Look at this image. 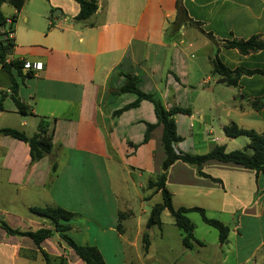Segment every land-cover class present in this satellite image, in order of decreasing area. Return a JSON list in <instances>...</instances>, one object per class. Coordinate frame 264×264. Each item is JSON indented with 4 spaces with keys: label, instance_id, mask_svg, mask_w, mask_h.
<instances>
[{
    "label": "crops",
    "instance_id": "crops-1",
    "mask_svg": "<svg viewBox=\"0 0 264 264\" xmlns=\"http://www.w3.org/2000/svg\"><path fill=\"white\" fill-rule=\"evenodd\" d=\"M177 1L185 13L174 23ZM78 8L76 0H25L18 10L1 5L5 16L14 17L13 46L5 60L38 61L41 67L29 69V74L21 68L24 75H14L17 94L31 112H17L6 94L0 127L31 134L39 115L54 117L52 143L58 156L50 177L48 155L30 162L24 141L0 133V202L18 203L26 210L44 204L70 210L75 215L67 220V234L76 243L95 245L105 264H134L147 258L149 235L147 250L141 253L137 238L145 220L119 206L110 174L121 175L124 169L156 174L164 153L160 124L140 142L145 122L156 120L150 101L142 99L112 114L135 98L133 92H113L124 81L121 72L135 74L137 87L158 93L165 108L189 109L172 114L178 149L200 153L214 144L233 147L227 142L236 136L215 135L209 127L214 110L225 115L219 127L233 121L264 136V104L253 108L249 103L264 95V74L243 73L235 85H226L211 72L210 62L215 55L228 68L264 70V0H96L94 12L77 20ZM252 34L263 39L262 48L241 53L223 44L224 39ZM9 86V75L0 65V91L8 92ZM200 170L207 176L179 159L168 166L165 186L172 205L229 215L230 222L218 218L228 226L225 240L220 242L217 235L218 247L229 254H214L213 264H261L264 175L217 159L205 160ZM176 192L200 202L174 203ZM122 211L127 214L119 218ZM0 219L11 228L32 230L13 208H0ZM159 235L162 239L161 231ZM178 237L181 264H198L199 256L191 250L201 248L202 241L184 247L180 233ZM42 251L48 264H84L55 233L35 246L28 236L0 227V264H45ZM159 256L166 264H176L177 257Z\"/></svg>",
    "mask_w": 264,
    "mask_h": 264
},
{
    "label": "trees",
    "instance_id": "trees-1",
    "mask_svg": "<svg viewBox=\"0 0 264 264\" xmlns=\"http://www.w3.org/2000/svg\"><path fill=\"white\" fill-rule=\"evenodd\" d=\"M78 3V11L74 15V18L84 19L92 14L96 8V0H76ZM25 0H0V65L8 73L10 78L9 91H0V110L2 107V98L8 94L12 99L17 112L21 114L30 113V106L23 102L17 94V82L14 79V75H24L29 74V69H25L26 72L23 74L21 72L22 64L24 60L22 59H7L6 56L10 53L13 41L12 37L3 39L1 37L2 29H12V22L14 17L10 18V23L5 22V16L1 10L2 3H7L18 10ZM176 14L178 17L174 20V23L179 22V15L185 13L184 8L177 1L175 4ZM208 36H212L207 32ZM223 44L228 47H235L241 53H247L249 51H254L262 48L263 39L258 34H252L249 37L224 39ZM211 62V72L218 75V80L226 85H235L240 74L261 72L264 74V70L261 69H247L242 66H235L233 68H228L223 65L221 61L213 55L210 59ZM124 76L123 83L113 90L114 93H121L125 91L135 93V98L127 103H124L119 108L115 109L112 114H117L122 110L138 105L139 101L146 99L151 102L153 113L155 115V122H145V129L142 134L140 142L147 140L149 132L156 125H161L160 132V144L164 153V157L160 163L159 171L154 175L153 178L147 179L146 185L148 188L152 187L154 192L159 191L161 194V201L154 202L148 211L147 217L144 222L145 230L142 232L143 241V251L145 252L148 247V234L146 228L151 225H156L160 227V213L165 208L172 218L173 224L180 230L181 243L184 247H190L192 242L199 243L200 241L196 239L193 235L194 225L187 217L186 213L188 211H197L203 220V222L213 226L217 230L218 239L220 242L224 241L228 232V226L221 222L219 219L212 218L206 215L204 209L200 206H173L171 203V193L165 186L166 171L168 166L176 159L183 162L193 164L196 167L198 174L205 175L200 170V165L202 162L208 159H217L221 161H230L234 163L241 164L244 167L253 169L256 173H262L264 175V136L251 128H243L237 126L235 122L229 121L224 124L222 129L226 136L235 137L237 135H245L247 137V142L241 148H233L226 150L223 144H214L205 152L200 153H190L178 149L175 143L180 139V136L176 133L175 122L172 114L175 112H188L189 109L186 107H181L177 105H172L165 108L161 97L156 92H144L140 90L137 85V76L131 72H121ZM250 105L253 108H258L264 104V95L262 97H253L249 100ZM54 117H48L46 115H39L36 123L35 130L31 134H26L23 130L14 127H0L1 134H7L11 137L20 139L28 145V153L30 162L39 159L44 155L49 156L50 177L55 175V167L57 162V152L54 150V144L52 143V124ZM57 149V148H55ZM28 210L37 216L44 217L48 220V225H40L32 230H18L16 228H11L7 225L5 221L0 219V227L9 233L21 234L28 236L35 246H39V243L45 238L49 237L54 232L60 236L73 250L74 254L84 263V264H105L97 247L88 243H76L68 234L67 230L69 224L67 220L72 218L75 213L67 210L58 205H30ZM126 211L118 213V217L122 218L126 215ZM116 228L119 230V223H117ZM42 255L45 259V264H48V256L42 251ZM261 264H264V256L262 258Z\"/></svg>",
    "mask_w": 264,
    "mask_h": 264
},
{
    "label": "rangeland",
    "instance_id": "rangeland-1",
    "mask_svg": "<svg viewBox=\"0 0 264 264\" xmlns=\"http://www.w3.org/2000/svg\"><path fill=\"white\" fill-rule=\"evenodd\" d=\"M213 113L214 115L213 117L211 116V125H209V127L212 126V130L214 132L213 134L219 136L223 135L224 132L222 131V128L219 127L218 123L225 118V115L223 111H219L217 113V111L214 110ZM247 140L248 139L245 135H237L234 142H227V146H231L233 144V147L230 149L241 148L247 142ZM154 175L155 173H150L149 171H142L140 174H138L136 170L128 172L125 169L121 172V175H118L117 173L110 174L112 189L117 197L119 206L122 209L128 208L132 210L134 216L139 215L143 222L146 218V215L148 214L150 206L154 202L161 201V194L159 192L154 193L153 188H148L146 185L147 179L153 178ZM174 186L175 185L173 183L168 184L169 188L176 189ZM9 189H12V187H9ZM180 200H186V202L190 203L200 202V199L198 198L190 196L183 197L178 194V192H176L174 194L173 202H179ZM0 208L5 210L8 208H13L18 216H20V220H22L24 224L30 226L29 228L31 229L38 226V223L40 222H47V224L49 223L46 218L32 214L26 209H21L18 203H6L5 201L1 200ZM186 215L194 225L193 235L203 243L201 248L195 247L193 250H191V253L199 256L198 264H213L211 262V257L214 256V254H229V252L226 251L224 247L222 249L218 247L219 242L217 241L216 228L203 222L197 211H190L186 213ZM206 215L212 218H220L224 221L230 222L229 215L225 213H218L215 209H207ZM160 220V227L151 225L150 227L146 228L150 240V248L147 253V258L145 260L137 261L134 264H166L159 256L161 253L177 257L176 264H181L182 256L180 255V250L182 248L178 237L180 230L173 224L172 218L165 208L160 213ZM122 221L124 224L127 222L126 219ZM144 230L145 227L137 238L138 248L141 253L144 252L143 241L141 238L142 232ZM160 231L162 232V239H160ZM54 233L58 235L57 232ZM58 237L60 236L58 235ZM163 238H165V240H163Z\"/></svg>",
    "mask_w": 264,
    "mask_h": 264
},
{
    "label": "built area",
    "instance_id": "built-area-1",
    "mask_svg": "<svg viewBox=\"0 0 264 264\" xmlns=\"http://www.w3.org/2000/svg\"><path fill=\"white\" fill-rule=\"evenodd\" d=\"M6 23H10V18L6 17L5 18ZM12 36V31L10 29H2L1 37L3 39L10 38ZM41 67L40 62L35 61V62H30V61H24L22 64L23 69H39Z\"/></svg>",
    "mask_w": 264,
    "mask_h": 264
}]
</instances>
